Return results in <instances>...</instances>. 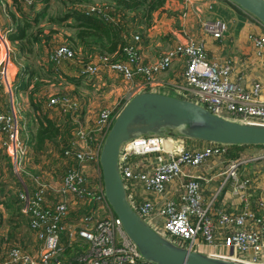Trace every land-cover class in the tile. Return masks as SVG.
I'll return each mask as SVG.
<instances>
[{"label": "built area", "instance_id": "built-area-1", "mask_svg": "<svg viewBox=\"0 0 264 264\" xmlns=\"http://www.w3.org/2000/svg\"><path fill=\"white\" fill-rule=\"evenodd\" d=\"M22 1L25 6L34 2ZM215 1L207 0L206 8L212 9ZM183 5L181 21L193 15L205 34L216 41L223 38L227 30L225 22L202 19L196 2L183 0ZM81 12L86 16L100 15L108 23H119V18L112 14L113 9L82 8ZM127 39L129 42L121 54H114L112 60L107 59L109 55H102L95 63L83 68L82 75L89 78L100 73H115L125 84H133L131 90L135 91L115 109L106 110L97 117L96 133L102 145L114 120L134 96L164 94L165 87L156 77L170 71L176 61L184 67L180 71L182 85L176 87L174 92L176 98L192 102L227 121L264 126V81H254L245 86L242 76L234 74L230 60L209 58L203 43L193 38L182 45L175 44L173 51L160 56L153 64L137 67L134 71L133 65L141 61V38L137 34H130ZM248 40L255 56L261 57L264 34H249ZM52 56L73 58L75 55L71 48L63 47ZM8 96L11 109L12 92L9 91ZM58 103L65 106V98L60 102L50 100L51 106ZM67 110L62 109L63 112ZM67 113L72 114V109ZM17 124L15 114L11 116L10 111L9 116L5 115L0 107V131L8 136V152L14 171L27 156L26 147L17 142ZM75 132L77 142L73 145L77 147V152H64L75 164H69L61 178L55 192L59 196L55 205L45 206V196L51 190L47 182L44 184L35 178L33 191L21 182L22 191L18 195L20 212L27 219L33 237L39 242L38 256L32 257L16 247L8 250L2 264H62L57 255L61 252V237L66 232L70 241L81 238L89 242L90 251L80 257V262L85 264H154L141 256L114 215L98 219L94 213L86 214L79 219L78 229L67 225L72 198L94 201L103 209L109 207L104 196L100 166L95 188L88 185L86 174L76 167L86 162L98 165L102 145L98 150L82 130ZM230 148V145L215 143L188 147L183 141L174 140V137L135 135L119 148L118 174L132 211L170 244L190 252L245 264H259L262 258L261 263L264 264V197L257 195L258 186H254L258 180L264 183V172L251 177L242 174L248 163L260 161L264 156L254 158L246 155V158L239 156L228 161L224 170L217 171L223 175L218 188L208 185L216 182L215 176L205 178L201 174V169L210 165V171L214 172L219 160L228 154ZM204 189L207 193L212 189L213 193L206 196ZM222 194L227 200L218 206V196ZM228 252L234 257L229 256Z\"/></svg>", "mask_w": 264, "mask_h": 264}, {"label": "rangeland", "instance_id": "rangeland-1", "mask_svg": "<svg viewBox=\"0 0 264 264\" xmlns=\"http://www.w3.org/2000/svg\"><path fill=\"white\" fill-rule=\"evenodd\" d=\"M35 1V0H34ZM39 1V0H38ZM43 1V0H42ZM168 1V0H167ZM166 1V2H167ZM70 3H79L77 4V10H80L81 8H89V9H106L112 6V4L109 2V0H47L46 3L37 2L35 4L34 10L30 11L31 16L33 18L34 12L36 13L44 10L46 13V16L43 19L39 20V23L36 27L31 26L28 28L30 31V36L34 39L35 36L39 37V40H44V43H42V46H45L43 49L42 54L39 57L34 56V52L27 55V60H24L22 58H18V43L12 42L8 40V35L5 33H0V53H2V56L0 58V107L5 112V115L11 116L13 113L15 114V117L18 119V123H20V127L22 128V134L23 132L25 135H29V128H26V125L33 124L31 126H35L34 121L37 118H41V116L44 115V113L48 114L52 111H55L54 108L62 110L65 108H68L65 113H67L70 109H72L73 114L71 116V127L70 128H77L82 130L85 133V137L88 139H92L94 144H96L97 149L102 145V141L100 140L98 134L96 133V120L97 117L100 116L103 112L106 110H113L115 109L118 104L121 102H124L127 100L130 96H132L135 91L131 90L133 88V84H125V82L122 81V78L118 75H116L118 78L113 77L115 73H112L111 78H109L111 81L108 84H105V80L103 77V73H100L99 76H92V77H86L83 76V71L85 66H90L92 62L91 59L98 60L99 54L96 50V45H93L90 48H83L77 47L76 52L74 53L75 56L69 57H60L57 58L55 56H52L56 50L59 48H70V46L74 49V47L66 40L67 36L70 37L73 35V31L68 32L65 29H61L56 22L53 24L51 21L48 20L50 18L49 16L54 15V18L56 19V10L59 9L61 11V15L67 13L68 9H71L73 6L70 5ZM80 3H86L85 5ZM63 4H66V7H62ZM166 4V3H165ZM83 5V6H80ZM165 6V5H164ZM27 9V8H26ZM39 11H37V10ZM180 13L177 15L176 12L171 9V5L166 9H158L155 11L149 12V9L145 8L139 12L140 15L146 16V18H141L138 14H136L137 18L134 21V24H132V17L133 15H128L126 19L123 22L124 26L122 27L125 31V34H137L141 38V44L143 45L147 41H151L154 44H158V46H153L151 48V51L158 54V56H163L164 54L168 53L169 51H173L174 45L179 43L182 45V43L187 42L188 40L181 36L179 33V38L175 37L176 29L178 26L177 21H180V15L182 11L184 10L183 3L181 4ZM167 10V11H165ZM179 12V11H178ZM173 14L174 16H170V14ZM170 16V17H169ZM4 20V19H3ZM72 22V20H69L68 23ZM224 22V21H223ZM1 28L4 29L8 26L4 24L2 21ZM0 28V31H1ZM127 29H133L131 32H128ZM10 32V31H9ZM14 33V32H13ZM183 35V33H181ZM129 38V37H128ZM185 38V39H184ZM17 43V44H16ZM174 44V45H173ZM38 45V43H37ZM39 46V45H38ZM141 46V45H140ZM38 48V47H37ZM36 48V50H37ZM142 49V47H141ZM85 53H92L90 59H85ZM17 55H14V54ZM113 55H110L107 57V59L110 61L113 59ZM115 56V55H114ZM52 57V59H51ZM126 60L127 58L124 57ZM46 66L48 70H45L44 72L39 70L41 67L40 65ZM15 66V70H20L21 67L26 69V65H28V68L30 69L28 73H32L33 71H36L38 77L44 76L47 71L50 72H57L59 74V80L57 82V85L52 84L53 82L45 80L43 78L37 79L36 81L41 88L39 92H35L34 94H29V90L26 91V93H22L21 91L18 93L17 98L14 95V87L13 83L15 82V79H12V70L11 66ZM144 62L141 58V61L138 60V64L133 65L132 70H136L137 67H143ZM108 75V74H107ZM80 77L83 80V83L86 84H96L100 85L101 87L94 88L92 91L84 89H78L75 90L73 86L66 84L64 82V78L68 79L70 77ZM105 79L108 81L109 79L105 77ZM35 84V82H34ZM8 88V89H7ZM11 88L13 90L12 92V108L10 109V101L8 92H11ZM20 94V95H19ZM31 95V98L28 97ZM63 98H65L66 103L65 106L63 104L58 103L57 105H50V100L55 99L58 102L62 101ZM32 99V102H31ZM39 105L41 107V114L34 111L32 105ZM79 104V105H78ZM90 105V106H88ZM85 108V109H84ZM75 109V110H74ZM85 111V114L82 113L79 116L78 112ZM85 117H90V119H93V121L88 122V125L82 123L79 121L80 118L84 119ZM13 117H11L12 119ZM70 119V118H69ZM81 119V120H82ZM180 129H164L168 132L165 134L166 137H170L171 134L174 136V140H184L186 141L188 138L187 136L181 134ZM148 135H155V134H148ZM176 136H181L182 138H176ZM6 143V144H5ZM28 145V144H27ZM26 143H24V146L26 149H28L29 146H27ZM55 148V156H57V162L56 165H50V160H44L39 157L37 152L34 150H31L26 158L21 161L19 164V167L17 170H13L10 159H6V155H8V144H7V136L3 134L0 131V199H7L6 197L16 196L18 190L20 189V186L18 187L19 179L25 181L28 186L31 184L34 188V182L33 180L37 178L40 182L46 183V178L42 175L41 168L45 164L49 167V170H54L55 174L58 175V172L64 173L65 171V165H63V159L61 157V151L64 148V145L62 142L56 143L54 146ZM239 157L238 151H231V148L228 152V154L224 157H222L219 160L218 165L215 167V171L210 174V177L213 175L215 176L214 180L216 182L212 183L210 182L208 185L209 187L218 188L219 185L223 181V175H219L220 173H217V171L224 170L228 164V161L233 160L236 157ZM244 157L246 155H243ZM246 158V157H245ZM92 169V168H91ZM99 168L97 170L93 167L94 172V179L97 178ZM248 172H244L243 176H247ZM61 175V174H60ZM59 175V177H61ZM20 183V182H19ZM213 193V190L210 189V192H206V189H204V194L206 196H209ZM58 196L56 194L53 195L54 198ZM218 199L220 200V196H218ZM77 210H80L79 207H74ZM85 210L84 208L81 209L80 213H83L82 211ZM98 219H106L112 216L113 213L111 212L110 208L105 207L103 209V213H99ZM14 217H12V222L9 224L6 221L9 220L7 217L5 219L4 223H0V264L4 261V258L8 252L9 249L20 247L21 249L25 250H32V252L29 255L34 256L32 253L35 250L36 242L33 236V233L28 228V222L25 217H19L18 214H13ZM91 248H87L84 250L85 252L90 251ZM227 251H225L226 253ZM70 254V253H69ZM68 254V255H69ZM229 256H232L231 252H228ZM58 259L60 260V257L62 260L64 259V256L57 255ZM234 257V256H232ZM67 258V256H66ZM236 258V257H235ZM71 259V258H70ZM238 259V258H237ZM247 262H251L250 260H247ZM262 262V258L259 260V264ZM264 263V262H263ZM262 264V263H261Z\"/></svg>", "mask_w": 264, "mask_h": 264}, {"label": "crops", "instance_id": "crops-1", "mask_svg": "<svg viewBox=\"0 0 264 264\" xmlns=\"http://www.w3.org/2000/svg\"><path fill=\"white\" fill-rule=\"evenodd\" d=\"M39 1L42 2L43 4L47 2V0H43V1L39 0ZM190 1L192 3L196 2V4L199 7L200 16L202 19L222 20L226 23L227 30L223 38L221 40L216 41L212 39L210 35H207L203 32L199 23L197 22L196 18L193 15H189V17L185 21H181V19L180 21H177L178 26L176 29L175 37L179 38V35H178L179 33L181 36L185 37L187 40L189 38H193L196 41L202 42L209 58H214L218 61H223L226 59L230 60L233 64L234 74L242 76L243 84L245 86H249L254 81H264V52L261 57H256L254 48L248 40L249 34H254V35L264 34V25H262L259 21H257L253 16L246 13L244 10L240 9L230 0H216L213 4L212 9L210 10H208L205 5L207 0H190ZM182 3H183V0H168L162 10H164L165 7L167 9L171 5V9H173V11L176 12L175 14L177 15L178 13H180V10H181L180 8H181ZM16 4L17 3L15 0H0V28H1V25L3 24L2 21L4 22V24H6V26H8L4 29L1 28L0 33L1 32L5 33L6 31V34L11 35L13 34V32L16 31V28H15L16 24L12 23L11 18L8 16V11H9V13L13 14L17 19L20 18L19 14L17 13L15 9ZM131 15H133V13H131ZM181 33H183V35ZM42 43H44V40H39V43H38L39 46L37 44L34 45L31 48L30 52L20 51V43H18L19 44L18 45L19 46L18 47V51H19L18 57L16 54L14 53L13 54L16 55L17 59L22 58L24 60H27L26 56L34 52V56L37 58L42 54L43 52L42 48H45V46L41 45ZM153 46H158V44H154L151 41H147L143 45L141 44V47H142L141 58L144 62V65H151L160 57V55L158 56L157 53L151 51V48ZM91 54L92 53L89 54V53L84 52L85 57L87 55H90L91 57ZM1 56H2V53H0V58ZM91 61L96 62L97 60L92 58ZM40 66L41 67L39 68V70L43 72L45 70H48L46 66L43 65V63ZM183 68H184L183 65H181L179 61H176L174 62L170 71L157 75L156 80L162 83L165 87L164 95H168V96H172L176 98L174 92H176L177 90L176 87L182 85L180 71H182ZM11 70L13 71L12 79H16V76L18 75V72L20 70L18 71L15 70L14 65L11 66ZM45 75L42 76V78L45 77ZM110 75L109 74L107 75V73H103L105 84L110 83L111 80L109 78L112 77ZM59 77L60 76L59 74H57V72H52L51 78L54 80V83L52 84L57 85ZM105 77H107L109 80L107 81ZM113 77L118 78L116 75H114ZM36 80L37 79L35 78L34 80L31 81V83L34 84ZM64 82L66 84L73 86L75 90L87 89V90L92 91L96 87L98 88L101 87L100 85H96V84L90 85V84H86L85 82L83 83L82 78L78 76L70 77L68 79L64 78ZM41 88L43 87L39 85V88L36 92H39ZM11 92H13L12 88H11ZM19 92L14 93L16 98ZM54 110L55 111H52L51 113L48 112V114L44 113V115H46L49 120L53 121L54 123L58 125L62 136H60L56 140L46 142L42 150L36 151L34 150V146H33V142H32L30 134H33L32 132L35 131L37 124H34L35 126H31L33 124L29 123L30 127L26 125V128L30 129L29 131L30 133L29 135L27 134L25 135L24 132L22 134V128L20 127L21 125L20 123H18L17 124V138H18L17 142L21 145H24V143H26V145L28 144L27 146L29 147L27 149V155L31 150H34L35 152H37V154L39 155L41 159L50 160L51 166L58 164L57 156H55L56 152H55L54 146L56 145V143L62 142L64 145V148L61 151V157L63 159V165H65V170H66L69 164L70 165H72L73 163L75 164V162L72 161L71 158H67L64 155V152L67 150H70L72 153L77 152V147L73 145L75 141L77 142V138L75 135L76 134L75 131L77 130V128H73V129L70 128L71 127V116L73 113L72 114L65 113L62 110H59L56 108H54ZM82 113L85 114V111H81L80 109V111L78 112V115L76 114L74 115V117L79 116L80 114L82 115ZM81 119L82 118L79 119L80 122L88 125V122L93 121L94 118L90 119V117H85L84 119L82 120ZM164 133L166 134L168 132L165 130ZM169 136L174 137L171 134ZM176 138H182V137L176 136ZM7 139H8V136H7ZM175 140H177L178 142L183 141V143L185 145H188V147L192 145L202 147V145H205L206 143V142L195 140V139L193 140L187 139L186 141L178 140V139H175ZM235 150L238 151L239 156L248 155L254 158L264 156V147H252V146L236 147V146H233L231 148V151H235ZM6 156L10 159L9 152H8V155ZM43 163L45 166L41 168V172H42V175L47 179L46 182L51 187V190L45 196V206L49 207V206L55 205L59 200V196H56L53 200V195L56 194L55 192H57L59 188L61 178L64 173L58 172V175H56L54 170L52 169L49 170V167L45 164L44 161ZM211 166L212 165L205 166L201 169V174L205 176V178H208L210 174L212 173L210 171ZM76 167H78L82 172L86 174L88 185L92 188H95L97 178L95 177L94 179L93 167L97 170V168H99V164L97 165L95 163L86 162L82 165L77 164ZM205 169H209V170H205ZM244 172H248L246 177H251L255 173L264 172V158L260 161H253V162L248 163L243 168L242 174H244ZM59 175L61 177H59ZM16 182L18 183L17 184L18 187L20 186V189L18 190L16 196H14V198H17L18 200L19 212L14 213V214H18V216L21 218L23 215L20 212V201L18 199V195H19V192L22 191L21 182L24 183L25 185H27V183L21 179L19 181L20 183L17 180ZM254 186L255 187L258 186L259 188V190H257L258 188L256 189L257 195L260 194L264 197V183L258 180ZM27 187L30 191H33V186L31 184V181H30V186L27 185ZM4 200L5 198L0 199V223H4L7 217L9 220H7L6 222L10 224L12 222V217H14L13 216L14 211L13 210L10 211L5 207V205H2L5 203ZM226 200L227 199L222 194L220 196L218 206L220 205V202L222 201L224 202ZM74 207H79L81 209L84 208L85 210L82 211L83 213H80L81 209L76 211ZM238 208L241 209V206H238ZM100 212L103 213V208H100L96 202L94 201L87 202V201L78 200L76 198H72L71 206L69 208V212L67 216V225L70 227H73V226L77 227L80 222L79 219L83 217L84 215L86 214L90 215L94 213V215L98 218L100 216L99 215ZM35 242H36L35 250L32 253L34 256L30 255L32 257H36L39 254V242H37L36 240ZM89 247H90L89 242L81 238H76L73 241H70L67 235V232H66L61 237V252L59 253L61 256L62 255L64 256L65 260H62L60 257V261L62 262V264H85L83 262H80V257H82L86 253V252L84 253V250H86ZM26 252L30 254L32 250L30 251L26 249ZM263 262H264V259H263Z\"/></svg>", "mask_w": 264, "mask_h": 264}, {"label": "water", "instance_id": "water-1", "mask_svg": "<svg viewBox=\"0 0 264 264\" xmlns=\"http://www.w3.org/2000/svg\"><path fill=\"white\" fill-rule=\"evenodd\" d=\"M264 25V0H230ZM180 129L190 139L230 146H264V126L213 116L200 106L164 94H138L120 111L101 148L99 166L106 202L141 256L154 264H245L176 247L155 234L128 205L118 174L120 146L135 135L164 136Z\"/></svg>", "mask_w": 264, "mask_h": 264}, {"label": "trees", "instance_id": "trees-1", "mask_svg": "<svg viewBox=\"0 0 264 264\" xmlns=\"http://www.w3.org/2000/svg\"><path fill=\"white\" fill-rule=\"evenodd\" d=\"M15 1L17 3L15 9L20 18L17 19L8 11V16L11 18L12 23L16 24V31L13 33L14 35L11 34L8 36V40L12 42L17 41L18 43H20V51L30 52L31 48L39 43V37L35 36V38L33 39L29 34L30 31L28 30V28L31 26V22L32 26L36 27L39 23V20L43 19L46 16V13L44 10L38 13H36L35 11L32 18L30 11L34 10L33 6L40 1L35 0L29 6H25L24 3H22V0ZM166 1L167 0H109L112 6L109 7L108 10L113 9V16L115 18H119L118 24L108 23L104 20V17L100 15L86 16L83 12H81L82 8L80 10H77L76 6L79 3H70V5L73 7L71 9H68L67 13L63 16L61 15V11L57 9L56 19L54 18V15H52L49 16L50 18H48V20L53 24L56 22V24L61 29H65L71 33L73 31V35H71L70 37L67 36V41L74 47L73 49L70 46L74 53L76 52L77 47L83 46V48L88 49L90 48V46L92 47L93 45H96V50L98 51V53H102L99 55L110 56L117 53L121 54L120 52L122 51L123 47H125L126 43L129 42L127 39V34H125V31L122 28L124 24L121 21H124L128 15L133 13L132 24H134V21L137 18L136 14H138L141 18H146V16L139 14L141 10L147 8L151 13L152 11L163 9ZM80 4L85 5L86 3ZM66 6V4H63L62 7ZM172 15L173 14L171 13L170 16ZM69 20H72V22L68 23ZM127 30L128 32H131L133 29ZM88 58H90V55L86 56V59ZM26 67V69L21 67L18 75L16 76V81L13 87L16 93L19 91L25 93V91L29 90V94L32 95L38 90L39 84L37 81L35 82V84H32L31 81L35 78L40 79L42 77H38L36 71L28 73L30 69L28 68V65H26ZM51 75L52 72H50L49 74L48 71L43 79L54 83ZM29 94L28 97L31 98V95L29 96ZM30 105H32L34 111L36 110V112H38L39 114L42 113L41 107L39 105L31 103ZM34 123L37 124V126L35 131L32 132L33 134L30 135L34 150L36 151L42 150L46 142L56 140L57 138L62 136L58 125L49 120L46 115L41 116V118L35 119ZM167 131H169V129H167ZM6 159L9 160L7 156ZM4 202L5 203L2 205H5V207L10 211L13 210V214L19 212L17 198L10 196L5 199Z\"/></svg>", "mask_w": 264, "mask_h": 264}]
</instances>
